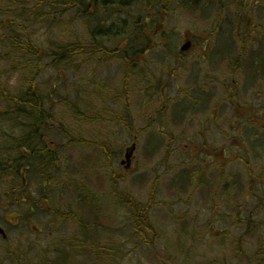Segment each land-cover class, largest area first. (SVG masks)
Segmentation results:
<instances>
[{"label":"rangeland","instance_id":"374dc122","mask_svg":"<svg viewBox=\"0 0 264 264\" xmlns=\"http://www.w3.org/2000/svg\"><path fill=\"white\" fill-rule=\"evenodd\" d=\"M49 1L36 7L33 0H0V20L12 25L6 39L25 33L41 48L46 38L54 48L90 44L95 16L106 28L125 25L121 52L129 36L136 41L143 33V19L150 20L146 34L160 35L126 55L131 69L115 52L111 61L81 57L69 68L53 69L44 60L33 78L21 73L20 57L0 47V228L8 237L0 236V264L16 263L9 251L25 255L23 264H55L51 252L67 243L71 264H264V206L255 211L264 198V77L250 81L243 57L240 77L229 76L252 9V27L262 23L255 3L264 0H194L192 11L184 9L188 0H176L163 22L160 10L148 11L144 1L128 11L106 8L109 13L93 5L84 18L70 1L56 12ZM183 38L195 44L180 59ZM214 49L218 61L225 59L217 75ZM26 79L43 99L54 165L20 170L15 179L10 125L16 104L6 97L25 95ZM129 202L150 209L142 214ZM144 216L156 231L153 247L150 234L135 235Z\"/></svg>","mask_w":264,"mask_h":264},{"label":"trees","instance_id":"16d2710c","mask_svg":"<svg viewBox=\"0 0 264 264\" xmlns=\"http://www.w3.org/2000/svg\"><path fill=\"white\" fill-rule=\"evenodd\" d=\"M9 1H11V3L14 5L15 0ZM33 1L36 7L40 5L38 0ZM68 1H70L74 8H76L77 13L80 14V18H84L83 13H85L87 10L90 13L93 5H95V11H100L102 9L108 12L107 9L110 8L109 12H113V6H119L123 8L124 11H126L128 8L135 6L137 2V4H140L141 1H144L145 7L146 9H148V11H152V13H155L156 9L160 10V13H158V15L161 17V20L163 22L164 20H166L168 14L171 11V6L175 3L176 0H131L134 1V3L130 4L129 0H50L49 3L51 4V6L49 8L50 10H54L56 12L58 8L66 6ZM193 1L194 0H188V4L184 5V9H190L192 11ZM208 2L209 1H206V4H208ZM81 9H83L84 12H82ZM127 14L128 16L130 15V13L128 12ZM138 20L139 18L136 19V23ZM95 21L97 24V28L95 29L96 31L94 33H91L92 38L90 44H85L80 41L77 43L60 44L57 45L56 48H54L50 46V39L46 38V40L43 42L46 43V47L41 48L36 42L30 39V37L25 35V33H22L21 36L13 34L12 37L6 39V34L12 32V28L9 29V27H11L12 25L10 26L6 21L0 20V28H3L5 32V34H2L0 36V47H4L5 50L7 49L8 52L6 53V56L20 57L19 61L22 62L21 73L26 74V77H36V75L43 70L42 64L43 62H45L44 60H48L50 62L51 68L53 69L60 66H67L69 68L76 59H79L81 57H85L87 59L91 57V59H93L94 57L98 56L101 61H103L104 58H108L111 61L113 59L112 56L113 54H115V52H118L120 58L119 61L122 62L127 69H131L133 67L132 60H130V58H127L126 55L128 53V55L137 54L139 51L130 52L127 49H125L123 52L118 51L119 48L125 46L122 45L125 40V33H127V35L129 34V32L125 29V25L122 27L117 26L115 24L116 22H114L112 26L106 28L103 24L104 22L100 21L97 16H95ZM149 21V18H147L146 20L143 19L144 24L141 26V29L143 30V33L141 34H143L145 44H147L149 42V39L154 37L155 35L152 33H148L149 35L146 34V28L150 24ZM141 34L138 33V35H136V41H133L129 36L127 42L129 43V46H131V44L137 45L143 43ZM159 35L155 36L158 37ZM110 43H112L114 47L112 48L114 52H112L110 50L111 48L108 47V44ZM27 80L28 84L26 85L25 95H22V93L14 96L8 95V97H6L5 95L8 105L11 104L12 106H15L16 104L15 110H11L12 115L15 118V121H13L15 125H10L11 131L13 133V135H11V139L15 144H18L25 148H30L29 150L31 153V164L35 171H40V168L44 166L51 169L54 164L52 163L53 157L50 152L51 149L49 146V142L46 139V135L48 134V129L45 127L46 118H42L44 115L43 99L38 93H35L36 84H31V81H29V79H26L25 82H27ZM13 129H15L16 131H14ZM74 142H76V139H74ZM82 143L83 141H80V144ZM51 146L54 145L51 144ZM55 159V162H58L59 156H57V158ZM6 162L7 161H5V165ZM19 163L24 165L26 164L24 159H21ZM13 165L15 168H12L13 172L11 173V176H13L15 179H18V174L20 173V170L23 169V167L17 165V161H13ZM24 200H27V202L30 203L32 201V198H26ZM260 200L262 204H259V207H256V212H258V210L262 206H264V198ZM129 204L131 205L132 209L140 211V213L142 214L147 213L150 209L149 205L141 207V205L133 202H129ZM37 207H39L40 209L42 208L40 205H37ZM46 211L50 213L48 210ZM61 215L64 218L65 216L70 217L78 224L81 223V225H84L82 220L77 215L75 216L70 213H63ZM136 222L138 223V225L134 226L135 235L140 237L143 236L145 232H147V234L151 235V241L148 242V244L150 245V247H153L157 239L156 231L154 227H152L148 222V218L144 216L143 220H139ZM7 241L8 239L6 240V242ZM63 248L64 249L62 250L57 249L55 250V252H51L55 256V264H71L68 253V243L64 245ZM239 252L244 255L242 249H240ZM8 254H12L15 258L16 263L12 262V264H23L24 259L25 261H27L25 255H20L19 252L12 253L11 251H9Z\"/></svg>","mask_w":264,"mask_h":264},{"label":"flooded vegetation","instance_id":"af4514ba","mask_svg":"<svg viewBox=\"0 0 264 264\" xmlns=\"http://www.w3.org/2000/svg\"><path fill=\"white\" fill-rule=\"evenodd\" d=\"M255 5L260 7V11L258 12V18L262 19V23L260 25H258L257 27H252L253 23H254V18L253 16L256 15V9H252L251 10V15L252 18L250 20H248V24L246 25V28L248 30V33H246L245 39L241 42V50H240V57H238L236 60V70L234 71L233 69L229 72V76H233V77H240L239 73L240 72V62L242 61L243 58H245V61L242 65V70H250L251 73L250 74H245L247 75L248 79L250 81L254 80L256 83H260L261 79L264 77L263 73H264V68L263 70H261V62L264 63V18L262 17L264 15V2H260L255 3ZM246 15V12H244L243 10V18ZM238 19V17H237ZM245 20V18H244ZM240 20L238 19V22ZM258 31V32H257ZM247 34L249 35V37L247 36ZM253 34H256L255 36H253ZM185 42H189L191 43V47L188 50V53H190L191 51H193L194 49V44L193 40L189 39V38H183L182 44ZM183 46V45H182ZM179 47V52L181 47ZM207 46V43H204V47ZM187 53V54H188ZM181 55L180 53L178 54L180 59H183L184 57H187L188 55ZM219 54H216V49L213 50V59H212V66L211 69L213 71V73L218 72L217 69L220 65H223V61H225V59H221L220 61H218L217 57ZM243 57V58H242ZM258 59V60H257ZM217 75V73H216ZM243 75V73H242ZM241 75V77H242ZM232 85H235V80L233 79L231 81ZM231 94V93H230ZM215 105V103H214ZM233 107V106H232ZM239 108V107H238ZM235 108H233L234 110ZM259 109V108H258ZM257 109V110H258ZM235 111V110H234ZM262 112H264L263 110H261ZM263 115V114H261ZM259 116V113L256 115ZM252 122L251 124H256L258 125V120L254 117H249V123ZM24 153L26 154V157H30L31 153L29 150V147H24L23 148Z\"/></svg>","mask_w":264,"mask_h":264},{"label":"water","instance_id":"95a60500","mask_svg":"<svg viewBox=\"0 0 264 264\" xmlns=\"http://www.w3.org/2000/svg\"><path fill=\"white\" fill-rule=\"evenodd\" d=\"M188 48H189V45L184 46L182 49V52L187 50ZM135 150H136L135 145L130 146V148L126 150L125 157H124L125 161L122 163L123 165H125V170H128L130 168L131 158ZM0 234L3 236L4 239L6 238L5 233L1 229H0Z\"/></svg>","mask_w":264,"mask_h":264}]
</instances>
